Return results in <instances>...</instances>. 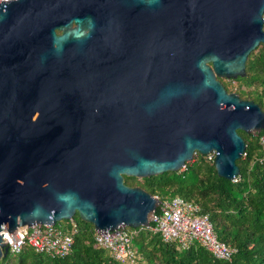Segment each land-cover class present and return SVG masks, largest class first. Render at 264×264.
<instances>
[{
	"label": "water",
	"instance_id": "1",
	"mask_svg": "<svg viewBox=\"0 0 264 264\" xmlns=\"http://www.w3.org/2000/svg\"><path fill=\"white\" fill-rule=\"evenodd\" d=\"M264 0L0 1V231L77 214L94 233L149 227L127 186L212 154L234 180L264 110L218 79L264 45ZM7 249L0 234V259Z\"/></svg>",
	"mask_w": 264,
	"mask_h": 264
},
{
	"label": "trees",
	"instance_id": "2",
	"mask_svg": "<svg viewBox=\"0 0 264 264\" xmlns=\"http://www.w3.org/2000/svg\"><path fill=\"white\" fill-rule=\"evenodd\" d=\"M263 31H264V9ZM229 92L224 79H218ZM239 98L251 100L264 110V45L259 44L247 56L244 76L233 80ZM243 155L235 160L238 174L234 180L216 176L212 154L198 155L176 172H162L144 178L131 177L127 186L143 189L158 200L178 196L198 206L207 217L216 239L234 249L228 260L214 259L198 243L181 249L163 242L148 227L128 228L133 264H264V157L259 137L240 130ZM63 230L75 229L69 252L62 257L36 253L27 245L18 253L6 252L0 264H122L111 258L107 250L96 246L93 228L74 214L70 220L55 223Z\"/></svg>",
	"mask_w": 264,
	"mask_h": 264
},
{
	"label": "built area",
	"instance_id": "3",
	"mask_svg": "<svg viewBox=\"0 0 264 264\" xmlns=\"http://www.w3.org/2000/svg\"><path fill=\"white\" fill-rule=\"evenodd\" d=\"M11 1V0H0ZM264 157V136L259 137ZM153 219L149 221V229L157 233L163 242L174 243L179 248H187L192 242L198 243L214 259L228 260L234 249L218 241L211 225L204 214L199 213L198 206L190 200L173 196L168 200H159ZM69 230L59 226L33 224L25 228H15L8 234L0 231L7 252L18 253L22 246L27 245L36 253L50 257H62L69 252L73 225ZM96 246L107 250L111 258L122 264H133L134 253L130 248V233L124 229L112 233H94Z\"/></svg>",
	"mask_w": 264,
	"mask_h": 264
},
{
	"label": "rangeland",
	"instance_id": "4",
	"mask_svg": "<svg viewBox=\"0 0 264 264\" xmlns=\"http://www.w3.org/2000/svg\"><path fill=\"white\" fill-rule=\"evenodd\" d=\"M224 82L226 84V87L233 92L235 89V84L233 83V81L224 80Z\"/></svg>",
	"mask_w": 264,
	"mask_h": 264
}]
</instances>
